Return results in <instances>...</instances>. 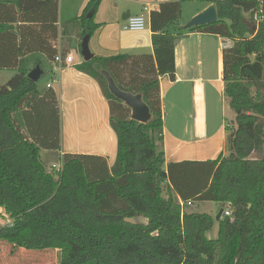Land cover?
I'll return each instance as SVG.
<instances>
[{"label": "trees", "instance_id": "obj_1", "mask_svg": "<svg viewBox=\"0 0 264 264\" xmlns=\"http://www.w3.org/2000/svg\"><path fill=\"white\" fill-rule=\"evenodd\" d=\"M101 1L89 0L63 24L62 36L75 30L80 43L91 37ZM182 1L150 11L151 54L93 56L76 68L107 101L117 139L113 166L64 154L61 170L51 173L40 152L60 150L59 104L53 90L28 80L25 57L54 60L58 0H0V71H15L0 82V208L11 220L0 227V245H11L1 253L58 250V264H264V157H252L264 149V0H197L213 5L217 20L188 29L179 26ZM192 32L230 42L222 52V95L234 118L226 125V155L165 169L159 79L175 80V41ZM100 71L119 90L141 95L148 123L130 119ZM179 201L213 202L231 215L209 239L215 218L189 206L182 212Z\"/></svg>", "mask_w": 264, "mask_h": 264}, {"label": "crops", "instance_id": "obj_2", "mask_svg": "<svg viewBox=\"0 0 264 264\" xmlns=\"http://www.w3.org/2000/svg\"><path fill=\"white\" fill-rule=\"evenodd\" d=\"M88 1L76 0L74 6L68 7L63 4V0H58L57 38L50 40V43L56 50V55L65 52L71 57L68 64L59 66L42 53H31L25 58L30 70L38 64L43 70V75H50L52 83H47L44 88L50 85L59 104L60 150L55 152L59 159L64 154L98 156L106 160L110 169L116 159L117 139L109 124L107 101L98 83L76 69L84 62L80 55V42L76 31H71L66 37L62 36L63 24L79 17ZM168 1L174 0H102L94 17V23L98 27L89 38L91 54L100 58L119 54H151L148 16L159 3ZM190 2L198 3L200 7L190 15L189 21L210 6L197 0ZM141 14L147 19L145 30H123L128 17ZM188 20H183L182 12L179 26L184 27ZM223 49V40L213 34L192 32L175 41V80H170L168 76L159 79L163 113L160 150L164 153L165 169L171 163L205 162L216 159L221 153L226 155L223 150L227 121L224 118L223 122V112L210 91L212 84L219 85L224 103ZM0 73V82L6 83L15 71L5 69ZM50 153L53 152L41 151V160L44 162V156ZM167 184L168 182L165 185ZM0 215L3 224H11V220L1 208ZM3 224L0 227L4 226ZM1 250L0 246V254Z\"/></svg>", "mask_w": 264, "mask_h": 264}, {"label": "rangeland", "instance_id": "obj_3", "mask_svg": "<svg viewBox=\"0 0 264 264\" xmlns=\"http://www.w3.org/2000/svg\"><path fill=\"white\" fill-rule=\"evenodd\" d=\"M75 1L76 0H63V4L65 6L71 7V6H74ZM199 7L200 5L198 3H191L190 0H184L182 2L183 20L187 21L190 15L194 11H196ZM63 21H66V20H63ZM1 77H2V74L0 73V78ZM47 83L49 84L52 83L49 73H45V75L42 76V78L38 82V88L44 89ZM219 90H220L219 85L212 84V86H210V91L216 97L219 107H220V111L223 112V122H225L226 120L228 123L229 121L233 120L234 115L230 111L229 107L227 106L226 101H224V103L222 102L221 94ZM253 157L255 158L264 157V149L261 154H254ZM44 159H45L44 163L46 165V168L51 173L56 172V169L51 168L53 164H56L57 166H61L60 159L55 152L45 155ZM163 189L166 191L165 187ZM165 191H164V197H166ZM224 208H227V207L224 206L223 208H221L219 204H216L213 202H203V203L201 202V203L192 204L186 209V211L196 212V213H205L215 218L218 211ZM130 221L135 222V223L145 222V220L142 218H133ZM1 224H3L2 220H0V225ZM3 225L7 226L5 222ZM217 233H218V226H217V222L215 221L213 228L211 229V231L207 233V237L209 239H215L217 238ZM0 246L2 248L5 247V249H8V248L11 249V245L7 243H3ZM13 250L15 251L13 253L8 252L7 254H3V253L0 254L1 264H13L15 262L18 264H58L59 263L58 260H59L60 254L59 252L57 253V250H23V249L16 250L12 248V251ZM4 252H6V250H4ZM22 252H25V253L23 254Z\"/></svg>", "mask_w": 264, "mask_h": 264}, {"label": "water", "instance_id": "obj_4", "mask_svg": "<svg viewBox=\"0 0 264 264\" xmlns=\"http://www.w3.org/2000/svg\"><path fill=\"white\" fill-rule=\"evenodd\" d=\"M217 20L215 7L213 5L208 6L201 13L194 16L185 26V29L194 26L208 25ZM89 36H84L80 43V55L84 62H88L93 58L89 50ZM101 75L107 82L108 91L116 99L120 100L127 108L130 109V119L140 124H146L151 119V114L148 107L143 103L141 95H133L131 93L123 92L117 88L113 79L105 71H100ZM43 75V70L40 65H35L27 73V78L33 83H38ZM223 209H220L215 217V221L218 222L222 217Z\"/></svg>", "mask_w": 264, "mask_h": 264}, {"label": "built area", "instance_id": "obj_5", "mask_svg": "<svg viewBox=\"0 0 264 264\" xmlns=\"http://www.w3.org/2000/svg\"><path fill=\"white\" fill-rule=\"evenodd\" d=\"M147 26V19L144 14L138 15V16H133V17H128L127 20L125 21L123 25V30L126 31H133V32H138V31H143L146 29ZM230 45L229 41H223V47L226 48ZM54 63H57L59 66H62L63 64L66 65L71 61L70 56H66L65 58H62L61 55H56L54 58ZM56 70V68H54ZM47 88H50V85H47ZM61 165V164H60ZM52 169H56V172H59L61 170V166H57L56 164H53L51 166ZM179 204L183 210H185L186 206H191L190 202L183 203L179 201ZM231 212L228 208L226 210H223L222 216H230Z\"/></svg>", "mask_w": 264, "mask_h": 264}]
</instances>
